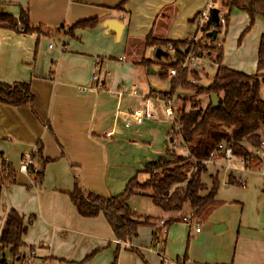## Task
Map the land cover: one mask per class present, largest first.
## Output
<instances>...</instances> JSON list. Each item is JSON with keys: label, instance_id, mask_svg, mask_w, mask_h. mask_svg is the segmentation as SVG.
Masks as SVG:
<instances>
[{"label": "crops", "instance_id": "crops-1", "mask_svg": "<svg viewBox=\"0 0 264 264\" xmlns=\"http://www.w3.org/2000/svg\"><path fill=\"white\" fill-rule=\"evenodd\" d=\"M206 2L0 0V13L17 17L25 9L31 26L44 29L37 37L0 28V82L27 83L33 94L30 106L0 102V229L7 210L23 216L27 223L20 248L23 264H111L114 256L115 264H146L144 260L147 264H264V196L260 194L254 203L251 197L246 209L240 201L215 209L199 231L180 221L183 213H163L153 204L147 209L135 205L136 212L159 220L155 226L138 228V235L129 239L133 248L115 243L103 214L80 216L67 194L76 178L87 191L117 195L134 176L144 180L142 171L148 163L168 158L165 150L172 149L167 141L174 118L155 113L157 106L165 111L161 99L168 91L152 89L140 71L146 61L151 62L146 51L155 56L158 47L152 39H190V24ZM227 10L224 30L231 32L232 43L226 48L218 43L223 57L216 65L254 73L259 44L264 41V17L255 16L237 45L250 18L235 6ZM94 17L98 23L93 28L68 33L75 22ZM53 39L60 45H53ZM120 54L125 58H115ZM260 72L264 73V64ZM79 86L87 89L80 91ZM260 92L264 99V81ZM182 108H172L175 118ZM139 109H148L151 118L136 123L130 114ZM26 152L33 154L35 173L17 170ZM254 159L263 163L261 157L241 162L247 167ZM9 171L14 181L3 180ZM230 175L229 184H238L241 178ZM35 180L40 183L35 185ZM169 218L172 221L160 238V254L151 247L152 233L160 220L166 223Z\"/></svg>", "mask_w": 264, "mask_h": 264}, {"label": "trees", "instance_id": "trees-1", "mask_svg": "<svg viewBox=\"0 0 264 264\" xmlns=\"http://www.w3.org/2000/svg\"><path fill=\"white\" fill-rule=\"evenodd\" d=\"M228 9L235 6L246 12L250 18L248 25L242 30L244 35L253 25L256 15L264 17V0H250L246 5H238L232 0H223ZM229 13L225 15L227 19ZM98 23L96 17L80 20L72 24L68 33L73 35L75 29L93 28ZM0 28L16 32L35 33L39 37L44 29L33 27L30 24L27 10L21 9L17 17L12 14L0 13ZM49 31V30H46ZM210 40L206 46L207 54H215V60L220 63L223 50L216 45L214 40L203 33ZM158 48L166 50L170 45L176 54V60L169 67L177 66L183 59L180 58L179 45L182 41L153 40ZM167 55V50H166ZM161 57V56H160ZM147 64L150 61H146ZM264 64V41L261 39L258 48L256 72L246 73L227 66L217 64L210 83L207 86H199L188 82V74L197 76L195 71L183 69L172 76L171 87L180 84L191 89L196 94L209 95L212 92L218 94L219 102L214 108L210 107V101L202 107L198 99L190 100L188 110H179L177 121L181 128L176 131L173 128L172 137L177 134L182 140V151L174 148L166 149L167 157L148 163L144 170V180L137 176L131 178L124 190L117 195L103 196L85 190L78 179H74L72 190L68 197L76 208L77 213L83 217H94L100 213L104 215L112 228L116 238L129 240L138 235L141 226H155L158 217L144 215L136 212L128 201L133 195L148 196L153 205L163 213H182L189 205L192 208V216L195 220H206L211 213L221 204L216 199L219 187L217 175H210L211 184L208 188L202 181V175L207 172V165L203 163L210 154L217 150L223 143L230 147L233 156L239 157L243 162L259 157L254 150L259 147L261 130H264V99L260 92V85L264 81V73H260ZM162 67L161 76L167 75ZM166 93H163V95ZM33 94L27 83L14 82L6 84L0 82V102L12 106L31 105ZM41 151L39 146L38 152ZM9 171L2 176L4 181H14ZM228 176V182L231 181ZM40 182V181H39ZM172 221L169 218L166 225ZM27 229V223L23 216L14 209L7 210L5 219L0 229V264H11V261L21 260L20 248L24 245L22 236ZM159 228L154 229L156 232ZM140 256H142L140 254ZM143 258V257H142ZM117 257L111 264L116 263ZM144 260V258H143ZM147 264V262L144 260Z\"/></svg>", "mask_w": 264, "mask_h": 264}, {"label": "rangeland", "instance_id": "rangeland-1", "mask_svg": "<svg viewBox=\"0 0 264 264\" xmlns=\"http://www.w3.org/2000/svg\"><path fill=\"white\" fill-rule=\"evenodd\" d=\"M214 3L215 6L219 9L220 14H224V13L226 14V12H228L226 5L222 4L221 0H215ZM204 8L205 6L203 7V9ZM190 25H191V29H190L191 34L192 33L194 34V31L197 30L196 23L194 22L191 23ZM191 34L189 35L190 39L188 38L182 41L184 42L183 45L185 46H182V44L179 45L181 46L179 48H182V52H183L182 54H180V58L182 57L183 59L177 64V66L169 67V65L176 60V54L174 52V49L170 45H167V48H165L167 50V55L165 54L162 55L161 57H156V56L152 57L153 53L151 54L147 50L146 56L147 58L151 59V62L148 65H146V67L145 64L142 65L140 71V75H143L144 79L147 81V83L152 89L158 91H168L165 92L167 96L171 94V99H172L171 107L174 109V111H177L178 107L182 108L183 104L185 110H188L190 107V100H194V99H198L202 107H204L209 101V95L196 94L191 89H187L181 86L180 84L171 87L170 80L172 76L169 75V70L175 68L176 70L178 69V72L182 71L181 69H179L181 63L184 62L185 58L189 55L190 52H193L191 51L192 48H196L194 52L198 56L187 64V68L185 70L188 71V73L190 71H195L197 76H193L189 73L187 76L188 82L197 84L199 86H207L210 83L212 76L215 72V69L217 67L215 54L214 53L207 54L206 46L210 43V40L204 37L203 32L200 31L196 32L194 36ZM244 35L238 36L237 45L241 42ZM231 36L232 35L230 31L227 34L225 33V30L219 31L217 33L216 38L214 39V43L219 46L224 45V47L226 48L230 45V43H232V40L230 38ZM192 37H195L197 39V41L195 42V47H193L194 45H192L190 41L192 40ZM219 42L221 45L218 44ZM51 43H53V45L56 44L57 46L60 45V41L58 40L54 41V39L51 40ZM118 57L125 58V55L120 54L118 56L117 55L115 56V58ZM165 66H168L167 68H165V72L167 75L161 76V71H163V69L161 68ZM142 70H143V74H142ZM190 78H192L194 81H190ZM162 108L157 106V108L155 109L156 111L155 113L159 117H163L165 114L164 108L163 109ZM263 131L264 130H261V132ZM170 136L168 137L167 143L171 146V148H174L177 152H181L183 149L181 146L182 140L180 136L176 134L174 136L173 141H170L169 139ZM259 157L262 158L261 160L263 161V163H260L258 160L254 159L251 160V163L247 167H245L243 162H241V159L236 156H233L229 161L221 157L219 159L214 160L213 163L207 165V172L202 175V181L206 183L207 187L209 188L211 184L210 175H217L219 180V187H218L219 189L217 190L216 199L221 198L228 201V203H221L216 209L222 208L226 204L233 205L236 201L243 202L246 209L248 208V206H250L251 197H252V203H254L256 200L255 197L257 195L260 194L264 196V160H263L264 156H259ZM231 173L234 176H236V178L240 177L242 180H244L245 185L242 186L240 184H235V183L229 184V182L227 183V176H229ZM128 203L132 208H134V206L136 205L137 207H140L142 209H147L150 207L152 208V204H153L150 198L142 195L131 196L129 198ZM185 211L186 208L182 213H184ZM200 224L202 227L208 225V223H206L205 220H201ZM152 241L153 243L151 247L153 248V250H156L158 251V253L161 254L162 252L160 249L161 247L160 244L162 242V239L160 238L153 239ZM14 262H15L14 264H23L19 260L18 261L15 260Z\"/></svg>", "mask_w": 264, "mask_h": 264}, {"label": "built area", "instance_id": "built-area-1", "mask_svg": "<svg viewBox=\"0 0 264 264\" xmlns=\"http://www.w3.org/2000/svg\"><path fill=\"white\" fill-rule=\"evenodd\" d=\"M214 1L215 0H207L205 4V8L200 10L195 16L194 20H195V23L197 24L198 32L200 31L203 33H208L213 29H217V33H218L219 31L224 30V27L226 25L225 14L224 15L220 14V12L218 11V23L217 24H215L211 20V10L213 8H216ZM190 41L192 45H194L193 47H195V42L197 41V39L193 37L192 40ZM49 46H51V44ZM195 50L196 48H192L191 51L193 52L189 53V55L185 58L184 62L181 63V66L179 69L181 70L186 69L187 64L198 56L194 52ZM177 72H178V69L176 70L175 68H172L169 70V75L175 76ZM92 78L98 79L97 75H93ZM190 81H194V80L190 78ZM99 85L101 86L100 83ZM133 86L135 87V85ZM86 89H87V86H79L80 91H84ZM161 101L164 103L166 115L174 118L173 110L171 107V99L168 96H165L164 98L161 99ZM130 116L136 123H141L143 119L151 118L152 114L148 109H139V110H134L130 114ZM174 128L176 131H178L181 128V124L177 121V118H174ZM254 153L257 156H264V141L263 140L260 142L259 147H257L254 150ZM32 155L33 154L29 152H26L22 155L21 162L17 168L19 172L21 173H28V172L35 173L36 172L34 168H31V165L33 162ZM221 157H223L227 161H229L233 157L231 148L226 147L223 143L219 144L217 147V150L212 152L210 156L208 157V159L204 160L203 163L208 165L210 163H213L214 160L219 159ZM34 182H35V185H38L40 183L38 180H35ZM237 183L242 186L245 185V181L242 179H239ZM180 221L183 223L189 224V225H193L196 231H199L200 229L199 228L200 222L195 220L194 217L192 216V208L189 205L186 207V211L180 216ZM159 223H160L159 229L156 232L153 231L152 233L153 239L162 238L163 236H165L167 232V226L165 222L163 220H160ZM115 243L118 246L124 247V248L134 247L133 243L130 240H124V239L117 238L115 240ZM31 254H33V251H31ZM27 262H30V261L28 260Z\"/></svg>", "mask_w": 264, "mask_h": 264}, {"label": "water", "instance_id": "water-1", "mask_svg": "<svg viewBox=\"0 0 264 264\" xmlns=\"http://www.w3.org/2000/svg\"><path fill=\"white\" fill-rule=\"evenodd\" d=\"M218 11L219 9L218 8H213L211 10V20L217 24L218 23ZM120 24V23H119ZM113 31L115 33H118V29L114 28ZM207 36L212 38L213 40L216 38L217 36V29H213L211 30L210 32L207 33ZM166 54V51H164L163 49L161 48H156L155 50V56L156 57H160L162 55H165ZM209 101H210V107L211 108H214L218 105V102H219V97H218V94L215 93V92H212L209 94ZM170 141H172V138H170Z\"/></svg>", "mask_w": 264, "mask_h": 264}]
</instances>
